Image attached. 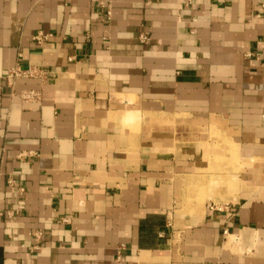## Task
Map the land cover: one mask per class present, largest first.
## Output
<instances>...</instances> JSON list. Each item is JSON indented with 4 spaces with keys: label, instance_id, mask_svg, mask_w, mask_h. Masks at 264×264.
Listing matches in <instances>:
<instances>
[{
    "label": "crops",
    "instance_id": "obj_1",
    "mask_svg": "<svg viewBox=\"0 0 264 264\" xmlns=\"http://www.w3.org/2000/svg\"><path fill=\"white\" fill-rule=\"evenodd\" d=\"M262 50L264 0H0V264H264Z\"/></svg>",
    "mask_w": 264,
    "mask_h": 264
},
{
    "label": "built area",
    "instance_id": "obj_2",
    "mask_svg": "<svg viewBox=\"0 0 264 264\" xmlns=\"http://www.w3.org/2000/svg\"><path fill=\"white\" fill-rule=\"evenodd\" d=\"M107 14H109V11L107 12ZM48 37L47 34H38L35 39L40 43L44 40H46ZM148 40V35L146 33H141L139 35V41L141 43H144ZM262 53H264V50H262ZM38 78L40 80H44V78L46 77V71L38 66H32L29 65L27 67H22L21 65L17 64L14 65L12 67H10L5 75L6 81L11 85L13 83V81L17 78ZM19 97L24 100V101H37L38 99H40V94L39 91L37 90H32V89H25V90H21L19 92ZM7 185L10 189H14L17 190V192L22 193L24 191V187L23 186H18L15 181L11 178L7 179ZM13 212H17V210H7V213L9 215L13 214ZM41 230H36L34 232V235L37 238L41 237ZM124 244L120 243L117 246V250H116V259L120 260V256H121V250L123 248ZM34 247H38V244H34Z\"/></svg>",
    "mask_w": 264,
    "mask_h": 264
}]
</instances>
